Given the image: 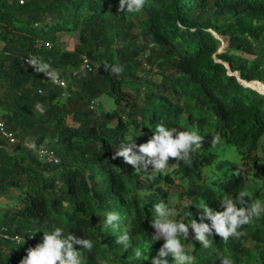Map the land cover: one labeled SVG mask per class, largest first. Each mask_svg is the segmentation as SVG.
<instances>
[{
	"label": "trees",
	"instance_id": "trees-1",
	"mask_svg": "<svg viewBox=\"0 0 264 264\" xmlns=\"http://www.w3.org/2000/svg\"><path fill=\"white\" fill-rule=\"evenodd\" d=\"M118 8L119 0H0V119L18 138L0 140V196L20 191L18 206L0 211V224L10 233L32 232L39 242L57 227L90 239L91 252L74 245L82 264H151L163 244L150 223L161 201L173 219L190 212L197 222L203 203L223 211L224 195L235 199L247 191L264 204V179L246 190L264 172V94L257 91L264 92V0H145L140 12ZM62 32L78 34L72 50L55 42ZM215 33L228 37L225 50L218 52ZM83 55L90 70L79 68ZM33 56L68 85L36 73L24 62ZM112 65L123 71L112 73ZM103 95L114 104L120 95L130 97L127 116L100 111ZM160 122L202 136L188 163L174 167L170 158L159 173L112 158L121 143L147 142ZM24 138L53 150L58 163L43 162ZM226 146L235 160L220 157ZM110 211L121 218L119 231L104 227ZM240 230L243 236L226 242L213 233L208 249L191 228L180 240L193 264H221L223 257L264 264V214ZM125 231L127 250L116 243ZM26 254L23 245L0 238V264H19Z\"/></svg>",
	"mask_w": 264,
	"mask_h": 264
},
{
	"label": "clouds",
	"instance_id": "clouds-1",
	"mask_svg": "<svg viewBox=\"0 0 264 264\" xmlns=\"http://www.w3.org/2000/svg\"><path fill=\"white\" fill-rule=\"evenodd\" d=\"M145 0H119L118 11L126 10L129 13L140 12L143 9ZM27 64L32 66L36 73H43L48 80L53 83L59 82V72L52 69L50 64L42 58L31 57ZM108 68V65H105ZM110 71L119 75L123 68L119 65L110 66ZM254 81V80H253ZM256 81V80H255ZM43 94V90H38ZM41 115L44 114V107L36 105ZM220 141L218 135L213 136L212 146H216ZM202 136L197 130H178L175 127L169 128L163 122L156 124L151 137L145 143L139 145L133 143H121L116 149L113 159L120 157L123 161L131 165L135 170L147 171L151 166L153 172L163 173L168 168L169 159L175 160L174 167H179L180 162L188 163L191 154L201 148ZM240 176V171L234 173ZM223 211H214L205 203L200 205V222L191 218L192 214L179 215V219H173V211L163 202L153 205V219L151 227L155 230L154 239H162L163 244L157 255L151 260V264H169L167 257H172L174 264H193L195 257L185 253L180 237L185 239L189 236V228L194 233V240L204 248L212 247V240L209 239L213 233L223 241L230 237L239 239L245 233L240 229L249 225L254 219H258L264 214V204L259 199H252L247 191H240L235 199L224 195L220 201ZM239 205V206H237ZM190 205L187 207L189 208ZM120 216L116 212L104 214L103 224L105 228L120 230ZM190 220L185 223L184 220ZM204 220L210 223L203 222ZM19 239V238H18ZM24 243V239L22 241ZM116 243L122 245L124 250L130 246V237L127 231L116 238ZM74 245H79L80 249L91 252L93 243L90 239H84L72 234L64 235L59 227L52 231H44L42 242L35 247L27 249V254L21 259L19 264H82L81 251H77ZM141 251H136L137 259L143 257ZM221 264H233L229 257H223Z\"/></svg>",
	"mask_w": 264,
	"mask_h": 264
},
{
	"label": "rangeland",
	"instance_id": "rangeland-1",
	"mask_svg": "<svg viewBox=\"0 0 264 264\" xmlns=\"http://www.w3.org/2000/svg\"><path fill=\"white\" fill-rule=\"evenodd\" d=\"M215 36L219 40V48L218 52L225 50L228 45V37L216 34ZM55 42L60 43L63 48L67 50H72L73 47L78 43V34L76 32H62L58 33L55 39ZM52 42H50L51 45ZM145 67V66H144ZM157 75L154 76V79H157ZM120 102L114 104V100L112 97L108 95H103L98 99L99 102V110L100 111H110L112 109H116L118 113L122 116H127L130 111V107L132 105L131 98L125 95H120ZM115 121V120H114ZM220 157L223 159L235 160L236 155L231 147H223L221 150ZM264 179V172L262 168L259 169V172L256 175L254 181H249L246 185V190H251L255 187H258ZM20 199V191L16 188H10L3 196H0V211L5 210L6 208L16 207Z\"/></svg>",
	"mask_w": 264,
	"mask_h": 264
},
{
	"label": "built area",
	"instance_id": "built-area-1",
	"mask_svg": "<svg viewBox=\"0 0 264 264\" xmlns=\"http://www.w3.org/2000/svg\"><path fill=\"white\" fill-rule=\"evenodd\" d=\"M39 44H43L46 47L50 46L48 41L38 42ZM29 58H24V62L27 63ZM81 69H88L90 70V66L88 64L87 58L85 55L82 56V63L80 64ZM77 71H72L74 75ZM55 86L60 88H65L68 85V81L64 78H59V82L54 83ZM65 95V93H62ZM95 103L92 102L91 106ZM0 140H4L7 144H15L18 142V138L14 131H10L6 128L5 123L0 119ZM25 146L31 148V150L36 154V156L41 159L43 162L56 164L58 163L59 159L55 152L48 147H46L43 143H36L32 138H24L23 143ZM1 145V144H0ZM0 238L4 240L10 241L14 245H23L25 249H29L35 247L39 242L34 233L28 232L25 235L19 233H10L8 229L0 224ZM19 238V239H18ZM24 239V243H22ZM12 264V263H11ZM15 264V263H13Z\"/></svg>",
	"mask_w": 264,
	"mask_h": 264
},
{
	"label": "water",
	"instance_id": "water-1",
	"mask_svg": "<svg viewBox=\"0 0 264 264\" xmlns=\"http://www.w3.org/2000/svg\"><path fill=\"white\" fill-rule=\"evenodd\" d=\"M228 42H229V39H228ZM225 66L226 67H228V65L227 64H225ZM233 74H235L236 75V73L235 72H233ZM244 81V82H243ZM240 82L244 85V86H248V87H250V88H253V89H255L254 87H252L251 85H249L248 84V82H250V81H246V80H240ZM255 90H257V89H255ZM258 91V90H257ZM258 92H260V91H258ZM260 93H262V94H264V92H260Z\"/></svg>",
	"mask_w": 264,
	"mask_h": 264
},
{
	"label": "bare ground",
	"instance_id": "bare-ground-1",
	"mask_svg": "<svg viewBox=\"0 0 264 264\" xmlns=\"http://www.w3.org/2000/svg\"><path fill=\"white\" fill-rule=\"evenodd\" d=\"M244 82V81H243ZM259 91V90H258ZM261 92V91H260Z\"/></svg>",
	"mask_w": 264,
	"mask_h": 264
}]
</instances>
